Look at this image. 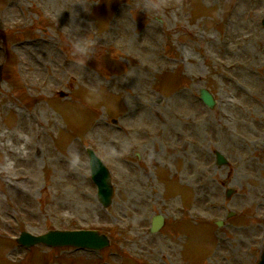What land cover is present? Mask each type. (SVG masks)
I'll return each mask as SVG.
<instances>
[{"label":"rangeland","instance_id":"rangeland-1","mask_svg":"<svg viewBox=\"0 0 264 264\" xmlns=\"http://www.w3.org/2000/svg\"><path fill=\"white\" fill-rule=\"evenodd\" d=\"M73 12L82 35L95 24L85 66L61 32ZM263 17L264 0H0V264H256ZM88 145L111 171L108 209L91 175L67 164L71 148L87 155ZM53 229H96L110 243L16 239Z\"/></svg>","mask_w":264,"mask_h":264},{"label":"water","instance_id":"water-1","mask_svg":"<svg viewBox=\"0 0 264 264\" xmlns=\"http://www.w3.org/2000/svg\"><path fill=\"white\" fill-rule=\"evenodd\" d=\"M264 25V19L262 20ZM2 66L0 65V78L2 77ZM201 96L207 104L214 106V97L206 88L201 89ZM218 154V162L223 164L226 162L224 155ZM94 180L98 183V196L105 207H108L112 202L113 197V183L109 175L107 167L104 165L95 175H92ZM232 190L228 192V195ZM164 223L162 215H155L151 231H158ZM18 241L27 246H32L37 243H48L53 246L72 244L79 247L102 248L109 244V239L106 235L98 233L96 230H50L41 235H33L28 231H23L18 237ZM258 264H264V255Z\"/></svg>","mask_w":264,"mask_h":264},{"label":"clouds","instance_id":"clouds-1","mask_svg":"<svg viewBox=\"0 0 264 264\" xmlns=\"http://www.w3.org/2000/svg\"><path fill=\"white\" fill-rule=\"evenodd\" d=\"M81 5L85 11L90 12L91 4L88 8H85L83 4ZM147 7L148 6H146V8ZM151 7L154 9L156 8L155 5H152ZM62 10L63 9L54 11L53 15L57 18ZM72 15V22L64 26L61 32L63 33L64 39L70 45L73 62L77 65L85 66L90 57L96 56V39L94 36L95 24L89 22L86 34L82 35L81 25L76 22V18L79 16V13L73 12ZM154 16L159 18V13L155 12ZM90 33L92 35H90ZM124 145L125 147L130 146L127 141L124 142ZM101 150L106 157L110 158L115 155L112 149L107 145L101 146ZM85 151L87 152V155H82L79 148H71L66 157L68 167L71 170L79 172L83 175H95L101 168H103L104 161L101 160L95 152L87 149H85Z\"/></svg>","mask_w":264,"mask_h":264},{"label":"bare ground","instance_id":"bare-ground-1","mask_svg":"<svg viewBox=\"0 0 264 264\" xmlns=\"http://www.w3.org/2000/svg\"><path fill=\"white\" fill-rule=\"evenodd\" d=\"M150 110H152V108H149Z\"/></svg>","mask_w":264,"mask_h":264}]
</instances>
